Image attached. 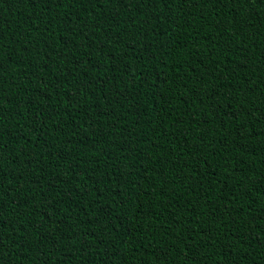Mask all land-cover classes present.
I'll list each match as a JSON object with an SVG mask.
<instances>
[{"label": "trees", "instance_id": "obj_1", "mask_svg": "<svg viewBox=\"0 0 264 264\" xmlns=\"http://www.w3.org/2000/svg\"><path fill=\"white\" fill-rule=\"evenodd\" d=\"M263 10L0 0V264H264Z\"/></svg>", "mask_w": 264, "mask_h": 264}, {"label": "bare ground", "instance_id": "obj_2", "mask_svg": "<svg viewBox=\"0 0 264 264\" xmlns=\"http://www.w3.org/2000/svg\"><path fill=\"white\" fill-rule=\"evenodd\" d=\"M249 3V2H248ZM258 4V3H257ZM248 6V5H247ZM254 7V6H253ZM256 7V6H255ZM264 11V10H263ZM260 12V11H259ZM237 13V12H236ZM261 13V12H260ZM256 15V14H255ZM256 17V16H255ZM250 18V17H249ZM229 21V20H228ZM244 23V22H243ZM243 31V30H242ZM209 35V34H208ZM202 38V37H201ZM248 42V41H247ZM248 48H250V47H248ZM258 49V48H257ZM263 52V51H262ZM242 54H243V52H242ZM260 54V53H259ZM215 56V55H214ZM221 56V55H220ZM232 56V55H231ZM222 57V56H221ZM172 59V58H171ZM209 60V59H208ZM227 60V59H226ZM212 61V60H211ZM223 61H224V59H223ZM233 61V60H232ZM171 63V62H170ZM193 63V62H192ZM205 63V62H204ZM172 64V63H171ZM213 64V63H212ZM194 67V66H193ZM196 67V66H195ZM201 67V66H200ZM209 67H211V65L209 66ZM195 72V71H194ZM198 72V71H197ZM203 72V71H202ZM202 75V74H201ZM211 76V75H210ZM249 76V75H248ZM258 76V75H257ZM256 76V77H257ZM263 77V76H262ZM245 78V77H244ZM259 78V77H258ZM212 79V78H211ZM206 80V79H205ZM213 81V80H212ZM201 82V81H200ZM200 82H198V83H200ZM178 91V90H177ZM176 91V92H177ZM214 111V110H213ZM197 112V111H196ZM193 113V112H192ZM206 113V112H205ZM208 113V112H207ZM216 115V114H215ZM196 117V116H195ZM200 117V116H199ZM197 118V117H196ZM188 119V118H187ZM200 119V118H199ZM214 119V118H213ZM186 120V119H185ZM208 129V128H207ZM217 129V128H216ZM209 130V129H208ZM261 130V129H260ZM207 131V130H206ZM212 131V130H211Z\"/></svg>", "mask_w": 264, "mask_h": 264}]
</instances>
